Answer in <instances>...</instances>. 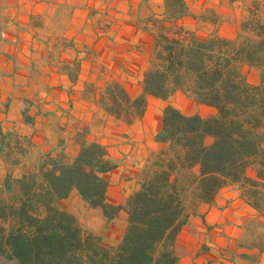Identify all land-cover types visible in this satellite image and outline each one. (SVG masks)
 Instances as JSON below:
<instances>
[{
    "label": "trees",
    "instance_id": "16d2710c",
    "mask_svg": "<svg viewBox=\"0 0 264 264\" xmlns=\"http://www.w3.org/2000/svg\"><path fill=\"white\" fill-rule=\"evenodd\" d=\"M182 33L157 34L141 95L131 97L111 80L98 103L127 124L144 115L148 95L167 100L182 92L215 112L186 114L167 104L156 135L166 147L150 156L139 188L118 204L106 198L105 173L116 163L85 129L73 159L8 176L7 195L0 194V264H180L184 226L193 231L199 206L212 203L224 186L238 185L248 203L264 212V9L256 4L233 38ZM245 65L261 68L256 83ZM73 191L107 222L126 213L116 244H105L61 206Z\"/></svg>",
    "mask_w": 264,
    "mask_h": 264
},
{
    "label": "crops",
    "instance_id": "0c3cea01",
    "mask_svg": "<svg viewBox=\"0 0 264 264\" xmlns=\"http://www.w3.org/2000/svg\"><path fill=\"white\" fill-rule=\"evenodd\" d=\"M256 4L264 9V0H0V194L8 176L73 159L85 129L116 163L105 173L106 198L120 203L139 188L150 156L166 147L156 140L164 107L196 112L173 96L148 95L144 115L127 124L99 105L105 83L117 80L131 97L141 95L160 31L233 38ZM245 70L256 83L261 68ZM119 216L127 224L126 213ZM178 249L180 264H264V212L238 185L224 186L199 206L193 231L184 226Z\"/></svg>",
    "mask_w": 264,
    "mask_h": 264
},
{
    "label": "rangeland",
    "instance_id": "374dc122",
    "mask_svg": "<svg viewBox=\"0 0 264 264\" xmlns=\"http://www.w3.org/2000/svg\"><path fill=\"white\" fill-rule=\"evenodd\" d=\"M163 31L169 35L174 34V32H169L168 30H165V28ZM173 100L186 112H196L201 113L202 115H207L209 113V109L206 106H201L200 103L186 96L182 92H177L173 95ZM6 195L7 194H4L2 196L5 197ZM60 204L74 213L85 229L99 233L103 242L107 245L116 244L125 231L126 220L122 216H118L110 222H106L101 216V213L91 209L81 199L77 192H72L68 197L62 199Z\"/></svg>",
    "mask_w": 264,
    "mask_h": 264
}]
</instances>
